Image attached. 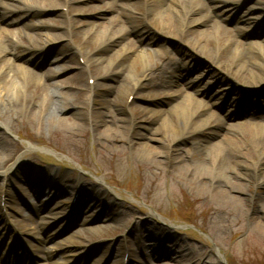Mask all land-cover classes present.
Returning a JSON list of instances; mask_svg holds the SVG:
<instances>
[{
    "label": "rangeland",
    "instance_id": "1",
    "mask_svg": "<svg viewBox=\"0 0 264 264\" xmlns=\"http://www.w3.org/2000/svg\"><path fill=\"white\" fill-rule=\"evenodd\" d=\"M258 1L235 0L241 4L240 11L226 13L216 8L213 0H200L206 7L202 15L211 16L240 41L247 42L251 51L257 50L259 44L264 45V11L259 12ZM107 2L84 0V4L71 5L75 12L71 8L66 12V5L52 16L39 17L27 12L33 5L26 0L14 3L20 13L7 20L0 19V29L11 31V35L19 31L41 35L36 43L39 46L28 45L21 38V46L9 50L5 56L12 60L30 57L26 67L39 76L55 70L58 73L53 78L58 88L54 91L68 97L60 110V115L68 120L62 129L48 126L44 119L20 113L25 103L15 109L11 107L9 114L0 120L3 138L0 163L5 161L0 165V264H264V183L261 182L264 162L255 168L258 181L247 180L246 193L233 192L235 197L247 200L244 208L233 210L221 206L211 194L197 193L198 183L190 186L187 179L177 177L183 170L178 166L173 170L172 165L174 159L180 158L184 145L169 149L171 158L167 162L161 159L151 175L143 169L144 159L136 155L127 141L110 143L101 130L90 127L87 116L91 110L95 117H108L109 113L126 116L130 108L133 120H127V125H133V131L129 141L137 146L140 143L137 134L163 140L162 132L156 131L160 120L153 121L149 112H169L171 107L162 91L147 86L138 96H118L128 75L127 65L123 63L118 69H123V73L119 71L118 76L108 73L101 85L89 89L100 70L89 79L78 50L90 60H99L101 64L97 67L104 71L105 61L115 59V54L129 44L127 40L139 41L141 47L150 42L168 47L167 40L160 42L159 25H147L143 29L142 19L136 21L139 27L129 32L127 39L108 48L102 45L99 42L102 27L116 17V10L104 7ZM1 10L6 8L0 5ZM245 12L253 13L254 20L263 18L255 26L248 25L242 18ZM141 13L137 10L134 15L140 18ZM42 22L53 28V34L33 28ZM57 59L63 62L54 63ZM193 60L187 64L190 69L196 68ZM204 67L193 73L182 71L185 73L181 84L190 83V90L200 89L198 99L205 102L208 100L204 96L215 93L219 101L214 109L232 125L243 124L249 117L257 120L264 117V87L255 98L232 97L225 85L214 82L222 73L210 63ZM225 69L221 66L219 70ZM211 72H214L209 80L211 84L204 87L208 82L206 75ZM229 82L244 86L239 81ZM26 91L24 97L37 112L38 102L30 98L34 93L30 89ZM209 137L210 133L205 131L195 142L203 143ZM191 142L187 140L186 145ZM152 145L161 146L156 142ZM208 153L206 148L193 152L189 156L190 165L209 158ZM237 159L253 167L262 157L259 153L252 162ZM236 169L231 168L234 172ZM223 181L234 180L225 177ZM236 182L246 183L239 179ZM218 186L213 184L215 188ZM157 234L170 239V246L180 247L184 259L158 260L165 249L152 251L157 247L152 235Z\"/></svg>",
    "mask_w": 264,
    "mask_h": 264
},
{
    "label": "bare ground",
    "instance_id": "2",
    "mask_svg": "<svg viewBox=\"0 0 264 264\" xmlns=\"http://www.w3.org/2000/svg\"><path fill=\"white\" fill-rule=\"evenodd\" d=\"M25 1L0 0V5L10 11L1 10L0 19L7 20L20 13L19 6L14 5V3H24ZM29 1L33 7L27 8V12H32L39 17L52 16L59 8H66V5L68 6L66 12H69V8H73V6L71 7L72 4H84V0ZM87 1L101 2V0ZM213 1L216 8L223 12L240 11L241 4L235 0ZM258 4L261 6L259 12L260 10L264 11V0H259ZM104 7L116 10V17L109 20L99 34V42L105 47L114 46L119 40L127 39L126 35L129 32L138 29V22L136 23V21L139 19L145 21L143 29L147 25L150 27L159 25L161 31L157 30L161 34L160 42L168 41L166 43L168 47H159L161 44L152 42L141 47L139 41L127 40L129 44L123 46L115 54V59L105 61L107 67L104 71L97 67L99 63L101 64L99 60L95 58L90 60L86 57L87 55L78 50L79 58L84 61L82 68H87L86 74L89 75V79H92L93 73H98L100 70V73L94 77L93 85L89 89L94 90L101 85L108 73L115 76L123 73V69L119 70L121 73L118 71L121 63H123L127 65L128 75L124 85L118 91V96H138V93L147 86L149 89L162 91L163 96L170 101L171 107L169 112L155 110L149 112L153 121L160 120V125L156 131L162 132L163 140L149 139L137 134L140 140L137 146L132 140L129 141V135L133 131V125H127V120L129 122L133 120L130 108H128L129 116L122 113L120 116L109 113V118L103 115L95 117L91 110L87 116L90 127L94 130H101V134L106 135L110 143L121 144L122 140L127 141L134 147L136 155L144 159L143 169L151 175L155 173L153 169L156 165H160L161 159L167 162L171 158L169 149L184 145L180 149V158L174 159L172 165L173 170L176 166L183 170L177 177L187 179L190 186L198 183L197 193L201 195L211 194L213 199L223 207L233 210L244 208L247 200L235 197L233 192L244 194L248 188L247 180L258 181L255 168L259 162H264V117L259 120L249 117L247 122L237 125L227 123L223 119L224 116H221L214 109L219 97L212 93L210 96L203 95L208 102L198 99L202 91L200 89L194 90V88L188 89L192 86L190 83L181 84L183 81L182 73H185L182 71L193 73L205 69L204 65L210 63V66L216 67L220 74L222 73L219 78L215 77L217 79L214 82H218V85H225L231 91L232 97L238 95L244 99H247L248 96L255 98L261 95L264 87V45L259 44L257 50L251 51L247 42L240 41L232 31L225 29L211 16L202 15L206 12V7L202 5L200 0H195L194 3L193 0H109ZM72 10L75 12L76 9ZM137 10L142 11L140 18L134 15ZM119 14L120 18L118 17ZM122 15L124 16L122 17ZM253 15V13L245 12L242 18L248 25L255 26L263 17L259 16L254 20ZM261 15L263 14L261 13ZM50 27L42 22L33 28L49 30L53 34V28ZM11 33V31L0 29V120L9 114L11 107L15 109L25 103V106L19 111L20 113L41 121L44 119L48 126L62 129L67 125L68 120L60 115V110L68 97L66 93L54 91L58 85L57 82H54L53 77L58 72L51 69L44 76H39L26 67L30 62V57L24 60L20 58L12 60L5 56L9 50L21 46V38H24L28 45L29 43L38 45L36 43H38V37L41 35H27L22 31L17 32V35H11ZM54 39L57 40V38ZM206 46L209 51L206 50ZM172 52H175L180 58H175ZM68 60H72V58ZM189 60H193L196 68L190 69L188 67ZM55 62L62 63L63 61L57 59ZM221 66L226 69L219 70ZM110 67L114 68L110 69ZM82 68L78 66L77 69L81 71ZM213 76L214 72L206 75L205 79L208 82L204 87L211 84L209 80ZM229 80H232L234 84L239 81L244 86H235ZM27 89L34 93V96H30L31 100L35 98L38 102L37 112L33 111V103L30 106L29 99L24 97V92H27ZM205 131L210 133V137L203 143L195 142L197 136ZM189 139L192 142L190 145H186ZM0 140L3 141L1 135ZM152 142L160 143L161 146L153 147ZM203 148L209 149L210 157L202 158L195 165H190L191 154L201 151ZM259 153L262 159L256 162L253 167L246 166L237 159L240 157L252 162L257 159ZM4 163L5 161L1 162L0 165ZM232 167H237L236 172L231 170ZM239 169H242L243 172H239ZM225 177L232 178L234 181L230 183L223 181ZM237 179L246 183H238L236 182ZM261 182L264 183V178H261ZM213 184L219 186L215 188ZM152 241L157 246L152 251H159L160 247L165 249V254L160 256L158 260L184 259L180 247L170 246L172 242L170 239L165 240V236L162 237V234H157L156 237L152 235ZM165 244H168L166 248Z\"/></svg>",
    "mask_w": 264,
    "mask_h": 264
}]
</instances>
